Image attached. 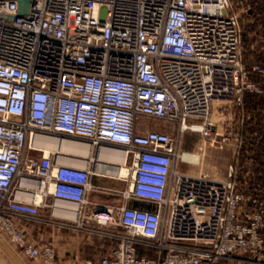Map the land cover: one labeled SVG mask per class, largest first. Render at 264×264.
Listing matches in <instances>:
<instances>
[{
	"label": "built area",
	"instance_id": "built-area-1",
	"mask_svg": "<svg viewBox=\"0 0 264 264\" xmlns=\"http://www.w3.org/2000/svg\"><path fill=\"white\" fill-rule=\"evenodd\" d=\"M249 7L261 9L250 34L264 56V0H31L22 15L0 0V236L33 264H55L53 247L28 243L13 219L50 200L72 208L61 214L76 228L119 231L98 264H264V195L241 189L233 165L225 179L177 169L185 132L230 143L214 102L264 94L249 79L264 78V59L244 60ZM39 136L119 150L122 198L148 207L93 204L96 168L63 163ZM139 242L157 256H139Z\"/></svg>",
	"mask_w": 264,
	"mask_h": 264
},
{
	"label": "crops",
	"instance_id": "crops-1",
	"mask_svg": "<svg viewBox=\"0 0 264 264\" xmlns=\"http://www.w3.org/2000/svg\"><path fill=\"white\" fill-rule=\"evenodd\" d=\"M250 31L247 33V28H245L243 33L245 38L244 60L248 64L259 62L260 58L264 57L259 50L260 45L255 47V41ZM217 107L218 105L213 103L212 117L218 112ZM97 151H94V153L92 151L89 157L85 155L80 159L64 157L62 162L70 165L88 164L92 166V157H95L96 161L99 160ZM107 155H105L103 161L113 162L112 157L114 158V156ZM102 171L96 170V173L90 177V184L94 189L89 193L88 198L93 204L125 205L136 208L148 207V205L136 199H123L121 189L125 187L124 184L128 183L115 178L113 175H106ZM32 191L37 193L36 190ZM55 206L56 204L52 207L49 200V204L40 207L38 216L34 218L15 216L13 218L28 243L35 246L51 245L54 249L55 264H98L102 257L112 255L119 240L118 230L99 227L95 224L83 229L76 228L72 221L62 218L61 213H66V211H56ZM57 213L59 214L57 215ZM136 247L139 256H157L154 247L147 246L142 242L137 243ZM229 263L236 264L233 261H229ZM0 264H33V262L22 253L16 244L11 243L5 236L1 235Z\"/></svg>",
	"mask_w": 264,
	"mask_h": 264
},
{
	"label": "rangeland",
	"instance_id": "rangeland-1",
	"mask_svg": "<svg viewBox=\"0 0 264 264\" xmlns=\"http://www.w3.org/2000/svg\"><path fill=\"white\" fill-rule=\"evenodd\" d=\"M252 14L251 11L248 12L249 16H253ZM248 15L245 16L247 17ZM258 19H253L252 22H248L245 28L250 30L252 28H257ZM214 104L218 105L216 108L218 112L215 113L214 117L211 116L212 121L215 123V130L219 134L225 133L230 135L232 137L230 143L223 145L220 144V136H214V134H212L210 140L209 138L200 137L198 133L185 132L178 143L179 158L177 161V169L191 174H206L217 179H225L228 174L229 165H233L235 166L238 185L241 186L239 180L243 181L241 187H243L244 190H247V188H251L248 185V176L245 172L242 177L239 175V166L250 168L252 167V164L248 159L243 160L241 154H237L239 147H241L240 138L245 137V143L249 144L248 140L250 139L251 133L245 127L242 128L245 124V118L238 114L239 111H237V107L230 105L231 108H229V104L220 101H216ZM229 110H231V113H229ZM149 126L159 130H172L174 128V125L160 121H150ZM60 139L87 144L86 140L79 138ZM53 148L57 149L55 146ZM60 151L61 156L63 157L80 159L85 156L82 152L73 149L65 148ZM94 151H97L96 146H93L92 153H94ZM91 159H93V165L91 168L95 170L98 161L95 160V157H92ZM112 161L115 162L116 160L114 159ZM102 172L106 175H113L112 172L107 170ZM124 185L125 187L121 189V191L126 189L127 184Z\"/></svg>",
	"mask_w": 264,
	"mask_h": 264
},
{
	"label": "trees",
	"instance_id": "trees-1",
	"mask_svg": "<svg viewBox=\"0 0 264 264\" xmlns=\"http://www.w3.org/2000/svg\"><path fill=\"white\" fill-rule=\"evenodd\" d=\"M250 11L255 16V20L258 19L257 14L261 9L258 7L251 9L249 7L247 14ZM249 30L247 29V33H249ZM243 39L245 40V38ZM263 52L264 48L262 50ZM259 61H263V58H260ZM249 79L260 82L264 86V78L256 73H250ZM237 111H239L238 114L241 117L245 118V124L242 128L245 127L251 133L250 139L248 140L249 144L245 143V137L240 138L241 147H239L237 155L241 154L243 160L248 159L252 164L250 168L239 166V175L242 177L246 173L248 176V185L251 188H257L258 193L264 195V94L245 92L243 105L242 107H238ZM242 182L239 180L241 186ZM244 191L248 192V190Z\"/></svg>",
	"mask_w": 264,
	"mask_h": 264
},
{
	"label": "bare ground",
	"instance_id": "bare-ground-1",
	"mask_svg": "<svg viewBox=\"0 0 264 264\" xmlns=\"http://www.w3.org/2000/svg\"><path fill=\"white\" fill-rule=\"evenodd\" d=\"M37 141L44 147L45 151H49L51 148L54 146L60 150L68 148V149H73L82 152L85 154L87 157L92 154L91 152L93 151V147L90 144L86 143H76V142H71L67 141L65 139H57L54 137H42L39 136L37 137ZM98 162L96 163V170H103V171H110V172H116L120 176L125 177L128 174V169L126 166H123V156L121 155V152L119 150L111 149V148H104V147H99L98 148ZM113 155L112 159H115L116 162H110V161H103L105 158V155L108 156ZM111 159V158H110ZM111 159V160H112ZM116 165V166H115ZM56 211H66L69 213L72 212V208L65 206L63 203L58 202L56 203V206L54 208ZM56 214V213H55ZM59 213H57L58 215Z\"/></svg>",
	"mask_w": 264,
	"mask_h": 264
},
{
	"label": "water",
	"instance_id": "water-1",
	"mask_svg": "<svg viewBox=\"0 0 264 264\" xmlns=\"http://www.w3.org/2000/svg\"><path fill=\"white\" fill-rule=\"evenodd\" d=\"M16 1L18 5V14L20 15L25 14L28 11L31 0H16Z\"/></svg>",
	"mask_w": 264,
	"mask_h": 264
}]
</instances>
